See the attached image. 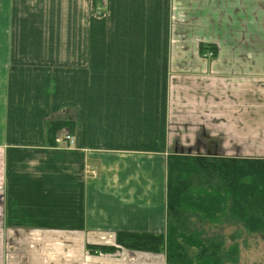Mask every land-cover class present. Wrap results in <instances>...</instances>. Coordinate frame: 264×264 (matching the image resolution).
Segmentation results:
<instances>
[{
    "label": "crops",
    "instance_id": "obj_1",
    "mask_svg": "<svg viewBox=\"0 0 264 264\" xmlns=\"http://www.w3.org/2000/svg\"><path fill=\"white\" fill-rule=\"evenodd\" d=\"M92 4L0 0V264H156L88 246L166 233L169 156L264 159V0Z\"/></svg>",
    "mask_w": 264,
    "mask_h": 264
},
{
    "label": "trees",
    "instance_id": "obj_2",
    "mask_svg": "<svg viewBox=\"0 0 264 264\" xmlns=\"http://www.w3.org/2000/svg\"><path fill=\"white\" fill-rule=\"evenodd\" d=\"M93 4L99 7L102 0ZM203 50L216 54L214 48ZM74 128L69 121L49 122L47 143L57 146L59 132ZM192 218L216 227L240 224L249 234L264 236V159L172 155L167 162L166 233H119L116 246L89 245L88 250L93 255L120 248L164 255L166 264H237L240 248L234 236L227 247L222 237H208L204 229L190 226Z\"/></svg>",
    "mask_w": 264,
    "mask_h": 264
},
{
    "label": "rangeland",
    "instance_id": "obj_3",
    "mask_svg": "<svg viewBox=\"0 0 264 264\" xmlns=\"http://www.w3.org/2000/svg\"><path fill=\"white\" fill-rule=\"evenodd\" d=\"M92 6L95 7L94 4H92ZM101 6L102 4L96 8L98 10H101ZM63 131L64 130H62L61 132ZM170 157L171 156H169L168 159ZM190 226H196L199 230L204 229L208 237H222L224 241H226L227 247L232 244L231 237L234 236L240 248V254L237 264H264V236L259 234H249L243 229L242 225H235L234 223H225L220 227H216L206 224L205 222L198 224L197 220L195 218H192ZM150 255L151 257H154V262L156 264H166L164 255Z\"/></svg>",
    "mask_w": 264,
    "mask_h": 264
},
{
    "label": "built area",
    "instance_id": "obj_4",
    "mask_svg": "<svg viewBox=\"0 0 264 264\" xmlns=\"http://www.w3.org/2000/svg\"><path fill=\"white\" fill-rule=\"evenodd\" d=\"M213 56H214V53L212 51L205 54V57H208V58L213 57ZM64 141L68 142L69 145L74 144V139L71 135H67Z\"/></svg>",
    "mask_w": 264,
    "mask_h": 264
}]
</instances>
